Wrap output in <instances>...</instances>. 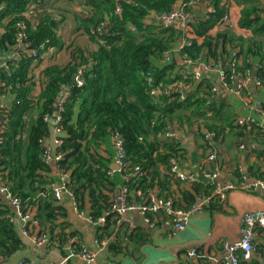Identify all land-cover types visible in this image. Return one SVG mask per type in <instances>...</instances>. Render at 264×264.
Instances as JSON below:
<instances>
[{"label":"trees","instance_id":"obj_1","mask_svg":"<svg viewBox=\"0 0 264 264\" xmlns=\"http://www.w3.org/2000/svg\"><path fill=\"white\" fill-rule=\"evenodd\" d=\"M31 1L37 0H0V65H5L0 68V93L6 92L10 98L7 122L0 134V176L25 209H35L39 231L48 235L49 244L58 247L64 257V244L77 234L68 230L66 208L54 201L50 186L59 181V170L66 172L67 185L78 208L86 210L93 220L105 218L103 224H97L92 230L98 238L113 237L104 249L108 260L129 258L140 264L150 232L140 217L134 221L132 229L124 223L118 224L116 215L109 212L116 191L126 186L130 191L128 200L137 203L138 199L133 196L136 190L145 195L151 190L158 197L172 200L175 207L186 209L197 196L211 195L215 189V184L202 178L187 185L168 174L169 159L179 157L184 163L183 155L186 156L187 151L182 141L169 142L161 138L166 122L185 127L183 132L194 134L201 142L200 147L216 157L218 144L226 143L231 137L238 150L240 145L255 143L254 153L264 161L261 150L264 133L255 119L254 109L249 114L236 115L217 99L210 100V91L216 86L212 78L203 76L194 82L189 76L184 80L182 71L187 69L175 62L177 52L193 61L200 56L205 62L213 60L225 70L224 80L230 88L233 80L229 66L235 58L239 61L237 72L244 75L255 71L253 78L259 83L255 90L258 93L259 89V94L263 92L264 99V0H235L242 5L238 26L251 32L248 39L226 28L215 36L210 35L227 12V0H181L188 14L200 2L208 9L204 18L194 19L188 25L189 30L146 20L152 13H169L178 0H88L91 14L80 18L79 28L97 43V48L88 56L81 53L75 57V63L46 67L42 73L44 87L36 96L32 95L34 84L29 77L36 60L22 50L18 59L6 57L9 50L16 47V23L25 21L23 15ZM104 21H107L106 29L97 35L94 29ZM25 24L27 50H37L40 55L50 48L64 46L57 36L59 21L56 19L33 17ZM188 33L192 38L187 37ZM165 55L170 60L167 61ZM81 66H85L82 86H69ZM174 84L189 86L183 100L181 89L172 90L158 103L150 95L152 88L163 89ZM63 88L67 95L59 112L60 133L57 135L62 144L56 148L63 158L49 164L42 159L41 141L53 132V125L51 121L45 122L44 116H53V107L63 94ZM31 114L34 119L27 128L26 118ZM239 118H249V121L239 125ZM199 125L213 134L212 139L205 137ZM115 132L124 141L126 170L111 169L114 162L111 138ZM249 155L247 153V157ZM134 167L140 168L142 177L129 176ZM238 168L233 171V181L226 179V182L238 184L241 177ZM247 172L264 179V175L257 176L250 169ZM212 196L208 209L212 213L222 212V204L215 194ZM107 212L109 214L105 215ZM147 217L153 220L156 216ZM17 221L9 222V210L0 201L2 263L10 261L12 255L21 250L36 253L31 242L20 234L21 223L18 221V225ZM256 232L263 234L264 227L257 228ZM255 243L258 255L263 254L264 243ZM249 263L259 264L255 259L243 262Z\"/></svg>","mask_w":264,"mask_h":264},{"label":"built area","instance_id":"obj_2","mask_svg":"<svg viewBox=\"0 0 264 264\" xmlns=\"http://www.w3.org/2000/svg\"><path fill=\"white\" fill-rule=\"evenodd\" d=\"M41 6V1L37 0L36 2L31 1V3L27 6L26 12L24 13V19L31 20L37 12L39 11ZM203 8L206 12L208 9L202 2L199 5L195 6V8ZM117 12H119V8H117ZM193 12V11H192ZM188 14L182 7L179 10L173 8L169 13L166 14H154L149 15L146 20L148 22H155L161 26L168 27L174 25L176 22H180L182 28L189 30L188 25L194 21V18L191 17L193 13ZM24 20L18 21L16 23V47H15V55L16 58H20L19 51L21 48L26 47V24ZM188 22H190L188 24ZM107 26V21L101 22L95 29V33L97 35H101ZM234 27V22L231 20L230 14L227 11L223 17L221 18L218 28L220 29H229L232 30ZM130 30L134 32V28L130 27ZM188 37V36H187ZM189 39L191 37H188ZM43 49V46L40 47ZM28 56L35 59L36 62H39L46 51L39 55L37 50H27ZM179 57V65L181 67L187 69L182 71L183 79L187 80L189 76H191V80L194 82L199 81L203 76L210 77L212 74L216 73L220 75L221 79V90L224 92L235 94L242 104L252 110L254 109L253 105V97L251 94V86H257L259 83L255 80L250 74L249 71L245 72L244 75L236 71V67L239 64V61L235 58L230 62V70H231V79L233 80L232 87H228L224 80V69L213 60L205 62L202 60V57H198L195 61L187 58L186 56ZM165 59L168 61L169 56L165 55ZM5 65H0V68ZM195 66V71H188L189 67ZM7 69V67H5ZM85 66L79 67L77 73L74 76L75 85L82 86V74ZM149 76V74H148ZM237 81L236 86L234 82ZM150 82V79L147 81ZM44 86L42 85V88ZM181 89L180 98L184 99L185 93L188 91L189 86L186 84H174L167 88H152L150 91V95L154 99L155 102H160L164 96H167L171 93L172 90ZM64 92L60 96V99L56 105L57 112L53 114V116H44L45 122H52L53 125V133L56 135L54 139V144L56 148L62 144V140L57 137L60 133L59 124V112L62 110V103L64 97L67 95V90L63 88ZM219 87L215 86L211 89L209 99L215 100L217 99V95L219 93ZM10 103V98L8 93L3 92L0 93V134L4 130V125L7 122V110L8 105ZM28 121V117L26 118V122ZM249 121V118H239L238 124L244 125ZM154 125V122H152ZM28 128V125H26ZM163 133L160 135L161 138L167 139L169 142H178L181 141V134L183 132L182 128L176 122H166L163 127ZM199 129L201 132H204L205 137L212 139L213 134L208 133L202 126L199 125ZM264 133V130H263ZM46 139V138H45ZM45 139L41 141V146L43 147L42 159L44 162L49 164H55L59 160L63 158V154L61 152H52L49 148V145L45 142ZM111 146L114 151V162L113 164L117 166V171L126 170L125 159V150L123 146V138L118 133L115 132L111 138ZM1 143V137H0ZM257 149V145L255 143H250L248 145H240L239 150L250 153L251 158L255 159L254 151ZM182 154V153H180ZM183 157H185L183 155ZM216 160V156L213 153L207 155V157L203 160L201 165L198 168V172H191L187 170L186 164L182 163V158L179 157H171L168 161V174L174 178L175 180L182 182L187 185H192L198 179L202 178L203 180L215 184V189L211 193V195H199L196 200L186 209L178 208L173 205L172 200L164 199L163 197H158L157 194L151 190L147 191L145 195L141 190L135 191V196L139 202H130L127 198L130 193L129 189L126 186H122L118 189V194H115V201L111 205L109 212H112L118 218V224L124 223L129 229L134 227V220L131 219V214L138 215L144 222L147 228H154L157 223V215L160 213V220L167 225L172 226L176 231H182L189 222V218L196 213L203 212L210 204L212 200V195L215 194V198L219 200L222 204L225 200L226 193L232 190H241L250 193H263L264 192V179L256 178L251 176L247 170H243L238 168V172L241 177L238 184H232L226 182L225 179L221 184L219 182L221 178V172L219 168H214V170H210L209 164ZM1 175V174H0ZM129 176H138L142 177L143 173L140 168L134 167L132 173ZM57 183L51 184L50 189L52 192V197L57 204H63L64 201H69L72 203L73 210L75 214L85 221L88 226L94 228L97 224H103L105 222L104 217H100L98 220H93L88 214L84 212V210H80L75 202L74 196L70 191L67 183H68V174L62 170L58 172ZM116 191V192H117ZM0 201L6 206L9 210V222L14 223L15 220H18L21 223L20 234L27 238L31 244L35 248H42L46 246L49 242V237L44 232L39 231L38 220L35 218V209H25V207L21 204L19 198L10 193L5 182L0 176ZM109 212L105 213L108 215ZM155 215V219L151 220L147 215ZM264 227V210L250 211L243 214L241 218L240 228H239V236L238 240L234 243L224 242L223 247L226 251V257L221 262H215V264H243V262L250 261L252 257L256 254V229ZM151 230V229H149ZM113 241V237H105L98 238L94 236L93 244L95 246L94 250L88 249L78 237H70L67 239L64 244V251L66 255L62 258L61 262L57 264H63L67 260L74 258L78 260L81 264H93L98 256V253L104 250L108 243ZM186 257L189 260H192L195 257H198L197 250L191 249L186 253ZM23 259V258H22ZM213 260V259H212ZM0 264H39L34 260H18L14 262H3L0 258ZM48 264H54L50 262Z\"/></svg>","mask_w":264,"mask_h":264},{"label":"crops","instance_id":"obj_3","mask_svg":"<svg viewBox=\"0 0 264 264\" xmlns=\"http://www.w3.org/2000/svg\"><path fill=\"white\" fill-rule=\"evenodd\" d=\"M40 1L41 6L35 15V18L50 16L59 21L57 36L62 40L64 46L61 49H57L56 47L48 49L44 53L43 58L32 65L29 77L31 78L30 81L32 84H34L33 96L38 95L42 89V80L44 81L42 73L46 67L52 65L62 67L68 63H75V57H78L81 53L84 56H88V54L94 51L98 46L97 43L89 39V36L83 29L79 28V24H81L80 18L87 17L91 14V7L88 0ZM241 8L242 5L239 4V2H236L235 0H227V11L230 14L231 20L234 22V27L231 32L236 36L248 39L251 37V32L239 28L238 26ZM198 9L205 12L202 7H198ZM191 17L194 18L193 15ZM174 26L185 29L182 28L180 22H176ZM220 31L223 30L220 28H214L211 30L210 35L215 36ZM187 36L192 38L191 33H188ZM21 50L25 52L27 51L26 47L21 48ZM6 57L17 59L15 48L9 50ZM175 62L177 64L180 62L178 55L175 57ZM189 69L191 72H194L196 68L195 66H192ZM210 77L220 90L217 95L218 102L222 103L226 108L233 109V112L236 115L243 116L250 113L251 110L246 108L235 94L221 90V79L219 74L214 73ZM257 91L258 93L255 90V86H253L251 94L253 97L254 115L260 128L264 130V99L261 97L263 92L259 94V89ZM33 119L34 114H31L27 121L28 128L31 126ZM193 128H195V125H193ZM182 129H185V127ZM55 137L56 135L51 132L49 137L45 139V142L49 145V148L53 153L56 151V146L54 144ZM181 141L183 147H185L187 151L184 162L187 170L198 172L199 166L207 154H210V150L205 151L202 149L200 147L201 142L199 138L195 137V135L190 132H182ZM244 141H247V139H244ZM261 150L264 151V144H262ZM217 155L216 161L211 162L209 168L210 170H214L216 167L220 168V172L221 174H224L225 180L228 179L233 181V171L238 166L243 170L250 169L257 176L264 175L263 159L258 158L256 155L255 159L251 158L250 155L247 157L246 152H240L237 149L235 146V140L231 137L226 139V143L218 144ZM63 204L67 212L65 221L68 224V230L75 232L79 240L88 249L94 250V234L92 228L75 214L71 202L66 200ZM257 210H264V192L250 193L241 190H232L226 193L225 200L222 203V212L212 213L207 207L203 212L193 214L189 218L186 227L180 232L176 231L172 226L164 224L160 220V216L157 215L156 226L153 229L148 228V230L151 229L149 230L150 241L148 245L142 249L144 258L140 264H215V262H221L226 257L223 243L225 241L234 243L238 240L243 214ZM130 217L134 221L139 218L136 214H131ZM19 223L17 221L16 224L19 225ZM262 236H264V232L261 235H258L256 232L255 242L259 241L264 243V238H261ZM48 245H50L49 249L47 248ZM172 245H187V247L184 249H178V247H171ZM52 247L55 246L48 242L46 246L42 248L34 247V249L38 250L40 255L37 256V253L27 250L21 253L17 258H11L10 261H17V259L20 258H33L41 264H46L48 261H44L40 258L47 256L48 253L51 252ZM191 249L197 250L198 257L189 260L186 257V253ZM101 253H103V264H136L129 258H123L120 261H118L117 258H114L115 262L110 261L108 260V254L105 250L98 253L97 259L93 264H101V260L99 259ZM172 255L177 256V259L174 260V256ZM263 258L264 253L258 255L257 252L252 257V259L257 260L259 264H263ZM63 264L81 263L78 260L71 258Z\"/></svg>","mask_w":264,"mask_h":264},{"label":"water","instance_id":"obj_4","mask_svg":"<svg viewBox=\"0 0 264 264\" xmlns=\"http://www.w3.org/2000/svg\"><path fill=\"white\" fill-rule=\"evenodd\" d=\"M181 4H182V1H181V0H178V2H177V4H176V9H177V10L180 9ZM205 15H207V11H206V12H203V11H200L198 8H195V9L193 10V16H194V18H196V19H202V18L205 17ZM189 23H190V22H188V24H189ZM224 71H225V70H224ZM252 76H253V77L255 76V71H254V70L252 71ZM74 84H75V80H74V77H72L71 80L69 81V84H68V85H69V86H72V85H74ZM236 84H237V81L234 82V85H235V86H236ZM250 89L253 90V86H251ZM59 99H60V95L58 96V99H57V101H56V103H55V105H54V107H53V110H54L55 112H57V107H56V105H57ZM111 169H112L113 171H117V166H115L114 164H112ZM223 181H224V174H221V178H220L219 182L222 184ZM116 194H118V191L116 192ZM60 205H61V204H60ZM160 215H161V214L158 213V216H160ZM171 247H178V249H184V248L187 247V245H175V246L172 245ZM47 248L49 249V248H50V245H48ZM167 250H168V249H167ZM172 256H174V260L177 259V256H175V255H172Z\"/></svg>","mask_w":264,"mask_h":264},{"label":"rangeland","instance_id":"obj_5","mask_svg":"<svg viewBox=\"0 0 264 264\" xmlns=\"http://www.w3.org/2000/svg\"><path fill=\"white\" fill-rule=\"evenodd\" d=\"M85 213H86V210L84 211ZM87 214V213H86ZM24 242L26 243H29V241L28 240H26V239H24ZM29 246H31L30 244H29ZM34 249V248H33ZM35 251H36V255L38 256V255H40L39 253H38V250H36V249H34ZM264 250V249H263ZM25 250H21V251H18V252H16L15 254H13L12 255V259H15V258H17L21 253H23ZM55 256V257H54ZM33 257H35V256H33ZM40 259H42V260H44V261H48V263H50L49 261H51V262H53L54 264H57V263H59L60 262V260H62V252H61V250L58 248V247H52L51 248V252H49L48 253V255L47 256H45L44 258H40ZM99 259L101 260V264H103V253H101L100 254V256H99ZM48 263H46V264H48Z\"/></svg>","mask_w":264,"mask_h":264}]
</instances>
